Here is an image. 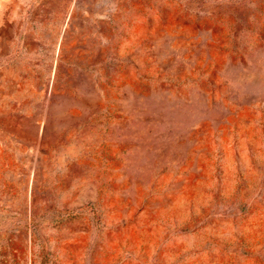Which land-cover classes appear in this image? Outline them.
<instances>
[{"label":"rangeland","instance_id":"374dc122","mask_svg":"<svg viewBox=\"0 0 264 264\" xmlns=\"http://www.w3.org/2000/svg\"><path fill=\"white\" fill-rule=\"evenodd\" d=\"M0 264H264V0H0Z\"/></svg>","mask_w":264,"mask_h":264}]
</instances>
